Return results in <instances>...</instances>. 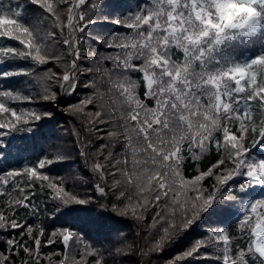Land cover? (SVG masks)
<instances>
[{"label":"snow or ice","instance_id":"1","mask_svg":"<svg viewBox=\"0 0 264 264\" xmlns=\"http://www.w3.org/2000/svg\"><path fill=\"white\" fill-rule=\"evenodd\" d=\"M99 7L0 0V152L5 138L35 136L55 118L48 105L63 101L87 134L72 129L97 194L68 190L69 178L83 176L49 174L63 155L0 170V264H106L105 251L132 255L131 245L96 246L114 219L106 211L139 223L151 216L144 256L179 244L207 217L233 216L241 243L208 222L166 264H264V0H146L103 17L117 30L96 33L97 51L85 53ZM213 150L219 158L202 168ZM37 191L60 223L47 240L45 225L28 219L40 214ZM97 198L108 202L93 215ZM57 243L62 249L42 251Z\"/></svg>","mask_w":264,"mask_h":264},{"label":"trees","instance_id":"2","mask_svg":"<svg viewBox=\"0 0 264 264\" xmlns=\"http://www.w3.org/2000/svg\"><path fill=\"white\" fill-rule=\"evenodd\" d=\"M97 3L102 4L103 7H99L95 10L94 18L98 20L95 26L91 27V33L93 39L87 40L83 44L82 51L85 53L97 51V44L94 42V36L96 33L111 34L116 31V26L113 23H104L103 17L107 16L109 19H115L117 16L127 15L130 12H135L139 6L143 5L146 0H96ZM15 3V0H12ZM121 32L128 31L126 29H119ZM15 46V42H12ZM90 63V61H86ZM51 66V65H50ZM111 67L110 64L106 65ZM132 78H139L138 73H132ZM26 78H20V84L13 83L14 88H19ZM25 91H27V85H24ZM83 90H81V93ZM34 94V93H33ZM79 97L73 96L71 102H75ZM65 100L67 97L64 98ZM24 107H33L34 105L25 104ZM66 104L62 101L59 105H48V110L55 113V118L44 122L40 130L35 136L30 138H17L11 137L5 138V150L0 152V170L7 171L10 169H20L26 164L34 163L38 157L47 156L54 158L57 155H63L65 160L62 164L53 166L50 170V175L60 177H76L83 176L84 180H74L69 178L67 180V188L69 191H74L81 196L97 197L92 185L96 182V178L85 167L84 161L79 156V145L77 144V137L72 134V129L76 128L81 131V135H87L83 132L80 122L65 112L63 108ZM23 137L24 134H18ZM218 155L213 150L211 153L206 154L199 162L202 168H206L211 163H214L218 159ZM195 164L191 158L185 163V174L191 176L194 172ZM239 185H237V191ZM43 197H41L37 191V196L34 199V203L41 204ZM108 201L103 198H97L93 200V204L89 207L93 208V215L105 211L100 208L101 204ZM110 207V205H109ZM223 208H228L229 204L224 203ZM232 212L236 211V207L231 208ZM27 210H20L18 219H22L26 216ZM106 216H111L114 219L109 221V234L107 238L100 237V242L96 244L97 247L101 245L108 250H111L113 246L131 245L134 249L132 255L128 257L121 256H108V252L105 251L106 264H166V261L176 255L178 251H182L188 246L194 239L198 238L199 234L203 232L208 222H212L214 226L226 228L234 237L236 242L241 243L239 237L240 233L237 228L235 217L225 216L223 214H214L207 217L206 222L201 224L198 228L186 233L184 240L175 246H169L165 248L163 252H152L149 255H140L142 249H146L150 246L152 233L150 232L148 225L152 223L151 216L144 223H139L135 220L117 216L110 211L105 212ZM29 222L32 224L43 223L45 225V236L47 240L48 236L54 230L55 227H59L60 223H53L51 214L48 213L47 208L41 204L40 214L38 217H28ZM12 235H18L12 233ZM89 242L95 243L91 240ZM74 248L78 250V246L74 245ZM62 249V245L57 243L52 247H43L42 251L45 253L53 252Z\"/></svg>","mask_w":264,"mask_h":264}]
</instances>
